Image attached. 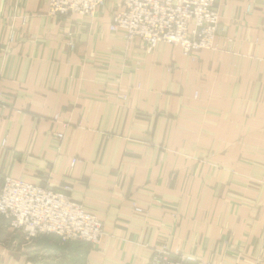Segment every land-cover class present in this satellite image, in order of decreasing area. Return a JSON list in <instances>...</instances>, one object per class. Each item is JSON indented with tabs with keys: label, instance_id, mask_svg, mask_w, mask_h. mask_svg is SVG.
<instances>
[{
	"label": "crops",
	"instance_id": "0c3cea01",
	"mask_svg": "<svg viewBox=\"0 0 264 264\" xmlns=\"http://www.w3.org/2000/svg\"><path fill=\"white\" fill-rule=\"evenodd\" d=\"M120 8L0 0V187L67 186L105 233L23 244L0 218V264H150L163 247L264 264V0H217V51L193 56L112 33Z\"/></svg>",
	"mask_w": 264,
	"mask_h": 264
},
{
	"label": "built area",
	"instance_id": "2783aa9c",
	"mask_svg": "<svg viewBox=\"0 0 264 264\" xmlns=\"http://www.w3.org/2000/svg\"><path fill=\"white\" fill-rule=\"evenodd\" d=\"M44 2L48 16L76 14L94 18L105 0ZM120 4L109 29L123 34L129 43L138 40L150 51L160 44H168L180 48L185 56L217 51L220 24L217 0H120ZM13 40L11 36L10 42ZM53 120L58 119L55 116ZM55 139L60 145L64 133H57ZM75 162L72 159L71 165ZM69 191L67 186L59 192L6 177L0 187V218L19 233L23 244H30L38 237L53 236L59 245L80 241L97 246L105 234L103 222L75 202L68 195ZM191 261L195 260L190 257L172 260L171 253L163 247L153 252L150 264H188Z\"/></svg>",
	"mask_w": 264,
	"mask_h": 264
},
{
	"label": "trees",
	"instance_id": "16d2710c",
	"mask_svg": "<svg viewBox=\"0 0 264 264\" xmlns=\"http://www.w3.org/2000/svg\"><path fill=\"white\" fill-rule=\"evenodd\" d=\"M42 237H45V236H42ZM47 237H50V238H52V239H54L55 237H53V236H47ZM38 238H40V237H38ZM70 243L71 244H75V245H81V246H86V247H90V244H88V243H85V242H80V241H76V242H68V243H66L64 246H68V245H70Z\"/></svg>",
	"mask_w": 264,
	"mask_h": 264
}]
</instances>
